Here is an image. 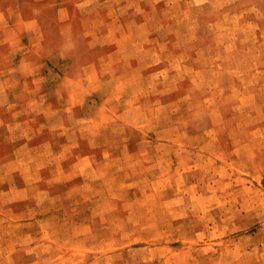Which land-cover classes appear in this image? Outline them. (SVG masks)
<instances>
[{
	"label": "rangeland",
	"instance_id": "1",
	"mask_svg": "<svg viewBox=\"0 0 264 264\" xmlns=\"http://www.w3.org/2000/svg\"><path fill=\"white\" fill-rule=\"evenodd\" d=\"M0 3L56 56L0 95V264H264V0Z\"/></svg>",
	"mask_w": 264,
	"mask_h": 264
},
{
	"label": "crops",
	"instance_id": "2",
	"mask_svg": "<svg viewBox=\"0 0 264 264\" xmlns=\"http://www.w3.org/2000/svg\"><path fill=\"white\" fill-rule=\"evenodd\" d=\"M19 1L23 2V0H17V3ZM81 5L82 3H79L80 8H78L79 10L77 11L75 6L73 7L69 2L63 1L57 12V29L64 35H71V31L73 30L72 23L75 21L76 15L79 14V17H81L83 20L86 29H89L90 33H93L95 36H97L96 29L93 28V26H89L88 23V16L91 13L87 12L84 8H81ZM9 13V10L5 9L3 4L0 3V95L11 94L17 89V81L13 82L15 83L13 85L9 83L11 79L25 77L21 70L17 69L19 66H23V64L28 63L36 65L44 61L48 64L53 63V61L56 59V56L53 55L47 58V60H41L36 56L23 52V48H31L29 51H35L36 47L38 48V46L42 43L43 32L40 22L36 17L23 19L21 8L17 6L12 13L16 14L18 19L14 23H10L8 16ZM5 45H13L16 50L15 53L12 55L4 53L3 47ZM8 62L11 63V70L12 68L14 69L12 76L9 74L10 71L7 67ZM51 72L53 73V71ZM32 73L33 74H31L30 77L33 80H39L42 78L41 74L39 75L37 72ZM8 110H17V107L15 106L14 108V104H8L6 102L0 101V111L7 112Z\"/></svg>",
	"mask_w": 264,
	"mask_h": 264
}]
</instances>
